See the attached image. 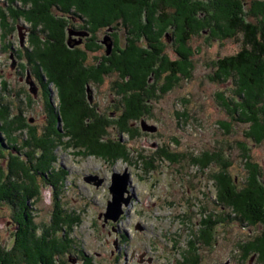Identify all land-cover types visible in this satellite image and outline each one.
Returning a JSON list of instances; mask_svg holds the SVG:
<instances>
[{"label": "rangeland", "instance_id": "rangeland-1", "mask_svg": "<svg viewBox=\"0 0 264 264\" xmlns=\"http://www.w3.org/2000/svg\"><path fill=\"white\" fill-rule=\"evenodd\" d=\"M74 1L72 0V4L75 5ZM84 1L76 2L85 4ZM203 1L201 3L204 5L193 18L201 14V10L212 9L224 18L222 7L227 1H237L247 13V22L258 28L264 27V0ZM48 2L49 0H0V95L3 97L1 100L10 105L8 115L0 112V126L9 128L0 132L1 189L6 185L5 182L14 179H7L11 162L23 161L28 151L35 157L40 155L39 147L34 148V144H37L33 139L35 136L41 139V131L49 112L48 101L59 113L64 114L62 105L70 99L69 96H79L72 89H77V85L68 81L69 87L66 86V90L50 81L45 70L42 80L36 76L37 82H41L37 95L31 92L27 82L29 70L34 72L35 68L31 64L35 57L31 60L25 57L27 48L30 50L37 46L45 52L46 46L53 44L52 40L45 39V32H32L33 19L29 20L27 16L35 19V16L42 15V12H46ZM138 2L127 3L126 6H143V19L148 10L153 27H145V32L148 37L152 36V42L151 45L150 41L147 43V36L144 35L136 44L134 39L137 38H132L131 44L139 45L138 51L148 50L149 45H154L158 58L164 59L163 67L166 70L156 75L152 72L148 75L136 74L135 81L130 82L134 86L136 84L138 89L134 87V94L127 98L120 85L132 78L131 72L130 78L128 76L129 79L125 80L119 71L113 70L109 74H102V77L90 79L89 87L88 83H84L83 97L80 96L79 100L87 108L84 115L87 114L90 118H84L83 122L100 125L102 128L99 134L102 136L95 137L98 142L109 145V148L100 143L93 142L92 145L93 138L72 135L67 121L59 115L56 126L61 131V137L57 140L53 138L54 142L48 141L50 145L54 144L49 154L55 156L51 168L54 176L51 182L40 177L39 196L28 201L31 221L35 224L37 234L51 228L57 206V212L61 213L62 210L68 219L64 227L59 225L60 229L63 227L66 231V237L61 241L64 253L54 258L56 264H179L185 262V258L189 259V264L193 260L196 264H264L262 259L251 260V252L256 251L254 247L258 245L254 241L256 236H253L262 234L259 233L261 227L256 226L250 232L252 229L249 225L233 220L234 212L219 201L217 185L222 173L234 178L235 183L238 181V187L246 185L249 180L247 164L251 162L261 165L264 170V141L255 143L247 134L250 132L251 122L242 120L240 108L238 112L234 111L242 96L253 105L256 103V108L264 104V101L258 104L254 100L257 98H251L247 93V86L252 85L251 92L264 98V75L257 77L255 86L244 82L246 71L235 72L234 75L230 74L231 71H219L220 62L226 63L245 47L244 35L240 32L227 30L228 26L225 24V30H219L213 24L210 28L196 30L191 26L192 22H189L190 26L187 25L186 19L192 18L183 13V7L172 5L168 9L167 3L162 4L161 0H148V4L145 0ZM157 2L161 5L156 6ZM99 4L102 9H107L104 0H99ZM153 5L156 6L154 16L149 8ZM130 9L128 8L132 15ZM187 10L186 7L184 11ZM60 12L56 10L54 13L59 16ZM161 13H166V16L159 19ZM17 14L19 19H16ZM67 14L70 21L74 20V12L68 11ZM61 16L66 17L65 14ZM166 18L170 20L166 21ZM110 19L115 18L112 16ZM121 19L123 17L119 15L121 26L115 38L117 49H125L128 37H132L129 36L132 26L125 27V20L122 22ZM143 19L140 21L143 22ZM115 23L116 20H113L110 27L115 26ZM179 25L183 27L182 43L188 49L192 69L187 74L183 70L169 84L167 77L173 73L167 60L179 59L176 53L178 45L175 47L174 44L176 39L180 42V32L177 31ZM20 26L24 28L20 30ZM105 26L89 25L95 36L86 45L96 47L95 50L87 52L83 45L76 44L77 41L71 47L65 34V51L73 56L76 54L71 50L81 51L86 67H108L107 59L116 54L115 49L108 54L104 45L99 50L96 41V38L100 41L108 35V26ZM20 32L24 35L23 45ZM43 68L47 66L43 65ZM32 79L37 85L35 78ZM240 80L244 81L239 89ZM4 83L7 84L6 87ZM61 93L63 97L60 96ZM140 93H145L142 103ZM135 100L140 101L143 106L136 104L139 114L129 117L126 109L130 101ZM19 110L24 112V119L15 120ZM67 116L72 118L70 114ZM261 117L264 118V114ZM142 121L154 126L156 131H145ZM71 123L74 124V121ZM16 141L18 145L15 144ZM25 142L33 147L26 146ZM13 145L23 147L22 155L11 157L14 156V152L11 153L10 150ZM95 153H102L105 158ZM202 162H208L207 166ZM19 169L21 171L24 168ZM114 173L130 174V183L124 194V197H130L129 204L122 205V213L117 221L108 220L107 217V214H111L108 205L113 201L110 186ZM100 180L103 181L97 185ZM119 209L117 206V211ZM14 213V209L6 202L0 204V245L6 252L12 251L15 244L18 224L14 221ZM208 219L211 220L209 233L204 225ZM53 228L55 233L51 232L56 238L64 235L55 225ZM203 238H206V244ZM250 239L254 241L251 246ZM246 245L249 246L245 247ZM259 248L264 252L261 244ZM26 262L22 261L21 264Z\"/></svg>", "mask_w": 264, "mask_h": 264}, {"label": "trees", "instance_id": "trees-1", "mask_svg": "<svg viewBox=\"0 0 264 264\" xmlns=\"http://www.w3.org/2000/svg\"><path fill=\"white\" fill-rule=\"evenodd\" d=\"M76 1L77 0L74 1V5L72 4V0H49L46 7V12H42V15L35 16V19L31 16L26 15L29 20L33 19L31 20V25L33 27L32 32L36 34L45 32L47 36L45 39L52 40L53 44L46 46L45 52H42L41 48L37 46L31 48L30 50L29 48H27V50L25 51L27 55L25 57L28 60H31L33 56L35 57L34 61L31 62V64L34 65L33 67H35L33 68L34 72L32 71L30 74L31 78H34L32 75L35 74L42 80V75L46 74L47 72L50 77V81H54L57 85H61L66 90V86L69 87L67 84L68 81H71L72 84L77 85V89H72L75 90L76 95L79 93V96L76 98H72V94L70 95L69 93L70 99L62 105V110H65V113L63 114V112H60V114L62 116V119L64 121H67L68 129L72 131V135H77V137L79 138L83 136L93 138V140H91V144L93 145L94 143H100L95 136H102L99 134L102 127L98 124H84L83 122L84 118H90L86 116L87 114L84 115L87 108L83 105V102L80 101V96L83 97L82 89L84 87V83H88L90 79L93 80L94 78H96V76H98L99 78L102 77V74H109V72H112L113 70L119 71V74L122 75L125 80L131 72L132 78L129 79L130 76L129 78H127L129 79V83L126 81V84L120 85V87L122 86L120 89H122V92H124V94H127V98L128 95L134 94V87H136L135 89H138L136 84L134 86V84L130 82L131 80H133V82L135 81L134 78L136 77L134 76H136V74L148 75L152 72L156 75L157 73L160 74L165 71L166 68L163 67L164 59L158 58V53L154 50L155 46H150L152 42L150 39H152V36L148 37L147 33L145 32V27H153V21L149 20L151 16L150 13L147 10V13L144 14L143 19L141 16V13L144 12L143 6H126L127 3L138 4L139 0H104L107 9L101 8L99 0H85V4L78 3ZM179 1L180 0H161V3L163 4L173 2L177 8L183 7L185 9L187 7L189 13H187L188 10L184 11L183 9L182 11L185 15L191 16L192 19H186V23H188L187 25L190 26L189 22H192L193 24H191V26L196 30L203 29L205 27L210 28L211 24L216 26V28L219 30H225V24L226 27L228 26L227 30H230L234 33L240 32L242 35H244L245 47L237 54L230 57L226 63L224 61L220 62L219 71H221V73L231 71L230 74L232 75H234L235 72L240 73L242 71H246L245 81H242L246 82L247 84H253L257 86V77H262V75H264V27L258 28L252 26L249 22H247V13L240 8V4H238L237 1H227L228 3H226L222 7V13L225 19L212 9V11L202 10L208 16L207 18L202 19V21L198 18H193V16H195V13L198 12L200 8L195 5L192 0H181L182 2ZM145 3L148 4V0H145ZM155 5L159 6L161 4L157 2L155 3ZM155 5L149 6L150 12L153 16L156 12ZM128 8L132 9V15H130ZM54 10L61 11V15H68V11L74 12V14H86L87 16H90L91 24L96 27L105 25L109 26L111 25V23H113V20H116L115 25H117L118 22L121 23V21L118 20L119 15H121L123 17V20L121 19L122 22L125 20V23L123 22V25L125 27L127 25L132 26V29L130 31L128 29L129 36L132 35V37H128L129 40L126 44L127 47L125 46V49L119 48L117 52L115 51L116 54L110 55L108 57V67L105 68L103 65L97 67L98 69L93 67H86L84 65V58L81 51L78 52L77 50H71L74 55L76 54V58L72 54L65 51V29L67 26V21L69 20L65 16H57L54 13ZM127 12L129 13L128 16H126ZM112 16L115 19L111 20L110 18H112ZM164 16H166V13H161L159 15V19L164 18ZM17 17L18 14L16 16V19ZM140 18L144 21L141 22L142 20ZM168 18H166V21L170 20ZM182 28V25H179L177 28V31L179 30L180 32V42L178 41V39H176V42L174 43L175 47L178 45L176 53L179 59L176 61L172 59L171 61L167 60V65L170 66V69L173 73L172 75H169L167 77L169 84L173 83L184 71L187 74L188 70L190 71L192 69V62L189 58L190 55L188 56L187 52L188 49L186 50L182 43L181 33H184V31L181 32ZM208 30L210 31L211 29ZM187 32L188 31H185V33ZM142 36H147L145 40L147 41V43L150 41V45L148 46V48L153 50L144 49V51H138L137 49H139V45L134 46V44H131L133 40L132 38H137L134 39V43L136 44L137 42H140L139 39ZM54 42L57 43L54 44ZM31 50L33 51L31 52ZM43 65L47 66V68H43ZM36 66H38V68H36ZM133 71H135V73ZM247 71L249 75L248 78ZM89 76L91 78H89ZM242 81L240 80L239 89L241 88L240 85H243ZM143 83L145 85V81ZM4 86L6 87L7 84L4 83ZM247 88L249 97L257 98L254 100L257 101L258 104L264 101V98H259L258 96H255L253 92H251L253 88L252 85H248ZM130 91L131 93H129ZM60 96L63 97V94L61 93ZM144 96L145 93H140L141 103L144 100ZM1 99H3V97L0 95V112L6 116L10 112V105L8 103L6 104V102H3ZM238 101L240 103H238V106L236 105L234 111L238 112L240 108L239 112L242 115V120L245 122H251V124L249 123L250 132L247 133L248 136L252 137L255 143H262L264 141V118L261 116L264 114V104L256 108V103L255 105H253L252 102L244 99L243 96L242 99ZM141 103L138 100H135L133 102L130 101V104L126 109L129 117H134L139 114V110L136 109V104ZM142 106L143 105L141 104V107ZM48 110L49 125H45V128L42 129L41 139H38L36 136V139H33V141H35V143L37 144H34V148L36 146L39 147V153L41 152L40 155L35 157V155H32L28 151L25 153L24 159H22L23 161L11 162L9 165V168L11 170L9 171L7 179L9 177H14V179L12 181L8 180V182H5L6 185L4 186V188L1 189L0 186V204L6 202V204L14 209V221L18 224L17 232L15 234V244L12 251L6 252L0 245V264H21L22 261H27L26 264L28 262H30L29 264H56V260L54 259L55 256L57 258L64 253L61 249L63 245L61 244V241L62 239H65L66 231L62 228L65 226L64 223L67 222L66 219L68 218L64 216L63 211L61 210V213L57 212L56 206V210L53 214V220L51 222V228H46V230L38 235L37 229L34 226L35 224L31 221V210H29L30 207L28 204V201L35 198L36 196H39V178L42 177L44 181L48 180L49 182H51L52 177L54 176V174H52L51 168H53L55 156L49 155L50 152H52L54 144L50 145L48 141L54 142L53 138L57 140L59 139V137H61V131L56 126L60 114L59 111H56L57 109H55L52 104H49V101ZM67 114H70L72 118H69ZM23 115L24 112L22 110H19V112L16 114L17 117H15V120L24 119V117H22ZM72 121H74V124L71 123ZM259 122H261V124ZM2 129L4 131H6L5 129L9 130V128H5V126H0V132L2 131ZM58 143L60 144L61 141H59ZM15 144L18 145V142L16 141ZM25 145L33 147V145H30L29 142H25ZM100 145L107 149L109 148V145H106L105 143H100ZM19 147L13 145V148H10L11 153L14 152V156L11 157L16 158L17 156L22 155L21 150L23 147ZM92 150L95 151L93 148ZM42 153L43 155L41 156ZM95 154L105 158V156L101 155L102 153ZM208 157L211 158L213 156ZM208 162L202 163L204 166H207ZM255 163L256 162H251L247 164L249 171H253L251 172L250 176L252 185L249 189H243L242 191H239L234 178H230L229 175L222 173L218 177V182L220 183L217 184L219 186L218 196L221 204L231 207L233 211H235V213L237 212L240 214V217H237H239V220L241 222H244L243 220H251L254 222L261 221L264 224V184H260L258 177L256 178L255 171L259 173V167ZM20 167H23L24 169L20 171ZM1 174L2 172L0 168V181ZM220 185L222 186V188ZM233 219H236L235 216H233ZM210 221L211 220L208 219L206 221L207 223H204L208 233L210 232ZM60 224H62L63 226L61 229L59 228ZM53 225L58 227V231L64 233L61 238H56L55 235H53V233H55V231L53 230ZM51 230L53 233L51 232ZM203 241H205L204 244H206V238H203ZM256 242L258 245L254 248L260 255V259L264 260V252H262L263 250L259 248V244L264 247V236L262 238H258ZM253 244L254 242H252L250 246ZM248 246L249 245H246L245 247ZM248 253L249 252H247V254ZM184 261L185 262H180L179 264H189L188 258H185ZM190 264H196L195 260H193Z\"/></svg>", "mask_w": 264, "mask_h": 264}, {"label": "flooded vegetation", "instance_id": "flooded-vegetation-1", "mask_svg": "<svg viewBox=\"0 0 264 264\" xmlns=\"http://www.w3.org/2000/svg\"><path fill=\"white\" fill-rule=\"evenodd\" d=\"M193 2H194V4L195 5H197L200 9L202 8V5H203V3H204V1L203 0H201L200 2H197V1H195V0H192ZM179 2H182L181 0L179 1ZM201 2H203V3H201ZM172 5H175L173 2H169V3H167V7H168V9L170 8V6H172ZM159 8H161V7H159ZM162 9V8H161ZM163 9H165L164 7H163ZM204 12L201 10V14H203ZM201 14H199L196 18H198V19H200L201 21H202V18H207L208 16L205 14V15H201ZM69 16H70V13H69ZM69 16L68 15H66V17H67V19L69 18ZM74 18V20H71L70 21V19H68L69 21H67V26H66V35L68 36V39L71 37V38H73V41L71 42V44L73 45V44H75V42H76V44L78 45V44H80V45H83V47H84V49L87 51V52H89V51H93V49L95 50L96 49V47H91V46H89V45H86L87 44V42H91L92 41V36H95V32H93V29L92 28H90L89 27V25L91 24V20H90V16H87L86 14L85 15H82V14H75V16L73 17ZM77 21V23H75ZM75 24H74V23ZM198 22V21H197ZM77 26H79V27H77ZM107 26V25H106ZM105 26V27H106ZM111 25H109L108 26V35H105V37H104V39H100V41H99V39L98 38H96V41H97V43H98V48H99V50H101L102 48H103V45L105 46V51H106V53L108 52V47H107V42H106V37H109L110 38V42L112 43V51H113V49H115V51H117L118 49L116 48V45H115V38H117V34H118V31H119V29H120V26H121V23L120 22H118L117 23V25H115V26H112V27H110ZM209 31V30H208ZM117 46H118V44H117ZM97 66H100V64H98ZM30 71V73H29V75L31 74V72H32V70L30 69L29 70ZM31 76V75H30ZM34 78H35V80H36V75L35 74H33L32 75ZM32 79V78H31ZM38 80H36V82H37ZM39 83H41L40 81L39 82H37V85H38V87H39ZM87 86L89 87V83L87 84ZM41 87V86H40ZM39 87V88H40ZM40 91V90H39ZM58 111V110H57ZM60 114V113H59ZM48 116H47V122H46V126L47 125H49V114H47ZM60 116H61V114H60ZM62 117V116H61ZM43 128H45V127H43ZM259 167V173H257V171H255L256 172V178L258 177V180H259V183L261 184H264V170H263V168L261 167V165H259L258 166ZM249 170V169H248ZM251 172H253V171H248V183L246 184V185H244V186H242V187H238V185H236L237 186V188L239 189V191H242L243 189H249L250 188V186L252 185L251 184V181H250V176H251ZM237 184H238V181L236 182ZM228 207V206H227ZM232 211H233V209L231 208V207H229ZM230 210V211H231ZM234 212V216H235V218L236 219H233V220H238V221H240L239 220V217H240V215H238V213L236 212L235 213V211H233ZM237 216H239V217H237ZM244 222H241L242 224H247V225H249V228H251L252 230H250V232H253V229H256L255 227L256 226H259V227H261V230L259 231V233H262L261 235H254L253 237H255L256 236V239L254 240V241H256L258 238H262L263 236H264V224H263V222H261V221H251V220H243ZM250 241H252V242H254L252 239H250ZM251 253H253L252 254V257H251V260L252 259H260L261 257H260V255L256 252V251H254V252H251ZM251 256V255H250ZM249 256V257H250Z\"/></svg>", "mask_w": 264, "mask_h": 264}, {"label": "water", "instance_id": "water-1", "mask_svg": "<svg viewBox=\"0 0 264 264\" xmlns=\"http://www.w3.org/2000/svg\"><path fill=\"white\" fill-rule=\"evenodd\" d=\"M21 28H24L23 26H20V30ZM20 37H21V45H23V34L20 32ZM73 41V38H69L68 39V44L73 47L74 44L72 45L71 42ZM106 42H107V47H108V54L111 52L112 50V43L110 42V38L106 37ZM27 82L30 84V90L31 92L34 93V95H37L38 93V86L36 85V83L34 82L33 79H31V76L28 75L27 76ZM89 89V88H88ZM142 126L143 129L145 131L148 132H153L156 131V128L154 126H150L148 125L145 121H142ZM129 177L130 174L129 173H114L113 175V180H112V185L110 186V191L112 193L113 196V201L109 202L108 208L109 211L111 212V214H107L108 220L112 219L114 221H117L119 218V214L122 213L121 207L123 204H129V200L130 197L126 198L124 197V194L127 192V185L129 182ZM88 181H91L90 178L87 179ZM103 180L98 181L96 184L99 185V183H101ZM116 206V207H115ZM117 206L120 207V209L117 211ZM120 211V212H119ZM228 264V263H226Z\"/></svg>", "mask_w": 264, "mask_h": 264}]
</instances>
